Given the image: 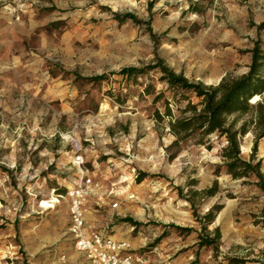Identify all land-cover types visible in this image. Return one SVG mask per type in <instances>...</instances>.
I'll list each match as a JSON object with an SVG mask.
<instances>
[{
  "label": "rangeland",
  "instance_id": "obj_1",
  "mask_svg": "<svg viewBox=\"0 0 264 264\" xmlns=\"http://www.w3.org/2000/svg\"><path fill=\"white\" fill-rule=\"evenodd\" d=\"M262 21L264 0H0V264H91L68 232L66 191L81 169L98 183L86 222L129 240L150 264H264V191L217 172L223 138L170 146L165 104L175 113L186 101L158 72L118 73L160 58L215 85L246 72L255 40L264 50ZM253 142L250 131L242 137L243 157ZM77 148L82 167L72 163ZM255 157L264 173V137ZM214 182L212 195L201 193ZM212 205L221 208L203 234L218 228L215 249L197 245Z\"/></svg>",
  "mask_w": 264,
  "mask_h": 264
},
{
  "label": "trees",
  "instance_id": "obj_2",
  "mask_svg": "<svg viewBox=\"0 0 264 264\" xmlns=\"http://www.w3.org/2000/svg\"><path fill=\"white\" fill-rule=\"evenodd\" d=\"M151 4V1L149 2ZM116 19L124 21L135 17L131 13H114ZM259 28H264L262 21ZM250 62L246 72L239 76H223L219 82L203 84L187 79L181 73H175L162 59L157 58L155 63L142 67L128 66L122 68L118 73L128 78H136L149 71L159 73V79L167 84L174 92V99L180 102L184 99L183 106L175 104L176 112L173 113L168 104H165V114L169 117L168 129L174 136L170 146H178L180 143L191 140L196 144L212 147L214 138H223L225 144L220 150L221 163L216 166L217 172L223 171L232 178H253V183L264 191V173L260 169V159H256L257 142L264 137V50L255 40L249 49ZM75 78L98 82L105 78V74L82 77L75 74ZM151 85L145 86L144 91L150 92ZM178 95V96H177ZM161 95L155 96L159 98ZM194 97L196 100H191ZM253 97L257 99L251 102ZM157 118H161L155 111ZM252 132L254 142L248 158L240 152V141L247 132ZM214 185L202 189L201 193L212 195L216 188ZM197 193L194 191L193 194ZM220 206L212 205L202 215L200 232L197 245L199 247L216 248V240L219 237L218 228L214 227L212 235L203 234L207 225L213 221L214 215L220 210ZM193 213L195 211L193 210ZM264 216V207L261 209ZM123 221H129L132 225L137 222L125 217ZM178 231H192L191 227L171 225Z\"/></svg>",
  "mask_w": 264,
  "mask_h": 264
},
{
  "label": "built area",
  "instance_id": "obj_3",
  "mask_svg": "<svg viewBox=\"0 0 264 264\" xmlns=\"http://www.w3.org/2000/svg\"><path fill=\"white\" fill-rule=\"evenodd\" d=\"M72 163L74 166L82 167L83 157L79 148L74 152ZM98 186L93 178L81 169L79 177L66 191L69 199V226L73 247L76 251L84 254L91 264H150L145 253L134 251L127 239H115L105 227H96L86 222V209L84 201L86 195L92 188ZM54 194V190L52 191ZM126 192V190L124 191ZM55 201L61 194L55 193ZM135 196L126 192L125 199L131 200ZM119 201L110 203V208L116 210Z\"/></svg>",
  "mask_w": 264,
  "mask_h": 264
},
{
  "label": "bare ground",
  "instance_id": "obj_4",
  "mask_svg": "<svg viewBox=\"0 0 264 264\" xmlns=\"http://www.w3.org/2000/svg\"><path fill=\"white\" fill-rule=\"evenodd\" d=\"M256 99H257V97H253V98L251 99V102L255 101Z\"/></svg>",
  "mask_w": 264,
  "mask_h": 264
},
{
  "label": "crops",
  "instance_id": "obj_5",
  "mask_svg": "<svg viewBox=\"0 0 264 264\" xmlns=\"http://www.w3.org/2000/svg\"><path fill=\"white\" fill-rule=\"evenodd\" d=\"M111 235V234H110ZM117 239H121V238H117ZM133 248V247H132ZM134 249V248H133Z\"/></svg>",
  "mask_w": 264,
  "mask_h": 264
}]
</instances>
